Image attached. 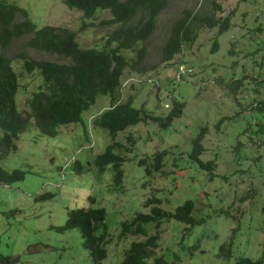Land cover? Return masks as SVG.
I'll return each instance as SVG.
<instances>
[{
    "label": "rangeland",
    "instance_id": "obj_1",
    "mask_svg": "<svg viewBox=\"0 0 264 264\" xmlns=\"http://www.w3.org/2000/svg\"><path fill=\"white\" fill-rule=\"evenodd\" d=\"M6 1L24 8L35 26L75 30L81 46L100 45L112 27L101 21L109 16L107 9L84 18L88 24L82 27L80 10L62 0ZM212 1L219 4L213 10L216 17L228 14L226 28L217 32L216 26L194 22L193 41L162 60L160 45L182 9L210 13ZM21 18L16 12L14 20ZM28 35L12 37L0 47L17 73L14 101L22 110L41 81L36 70L22 69L14 54L24 51L37 59L66 60L26 45ZM140 43L146 53L140 62L123 68L118 100L129 97L134 107L161 116L178 100L180 114L166 126L145 116L116 131L114 139L122 145L113 151L123 156L118 183L110 166L98 171L92 162L110 140L106 129L92 124L110 103L107 95H96L80 121L60 125L53 135L40 132L30 118L14 140L15 149L0 157L1 167L24 170L21 179L0 184V264H89L77 228H58L68 209L87 205L104 209L106 254L101 263L116 264L131 240L145 237L119 235L120 221L147 212L152 203H144L151 196L166 210L190 199L192 223L161 219L157 245L145 264L158 255L160 264H231L239 256L257 258L262 251L264 264V0H167ZM121 52L134 57L130 49ZM178 66L182 73L176 79ZM239 77L240 83L233 81ZM201 126L197 157L210 160V167L189 154ZM158 150L163 151L162 164L154 169L152 155ZM141 157L144 164L137 162ZM75 159L84 170L71 168ZM45 192L50 195L40 196ZM145 226L147 232L155 230Z\"/></svg>",
    "mask_w": 264,
    "mask_h": 264
},
{
    "label": "trees",
    "instance_id": "obj_2",
    "mask_svg": "<svg viewBox=\"0 0 264 264\" xmlns=\"http://www.w3.org/2000/svg\"><path fill=\"white\" fill-rule=\"evenodd\" d=\"M62 1L68 7L80 10L83 18L80 22L82 27L88 24L84 18H93L100 9L108 10L109 16L101 21L111 24L112 27L100 45L81 46L76 39L75 30L64 26L52 24L35 26L27 17L24 8L12 1L0 0V47L3 48L12 37L29 34L25 40L26 45L66 58L64 61L37 59L28 56L24 51L14 54L21 60L20 67L27 72L36 70L41 81L30 91L25 100L26 109L22 110L17 109L14 101L18 85L17 73L11 65L10 57L0 51V157L15 149L14 140L30 118L40 132L53 135L60 125L80 121L82 110L94 101L96 95L103 94L108 96L110 103L92 119V124L106 129L110 140L102 151L94 154L92 162L98 171L107 165L110 166L113 172L112 179L118 183L122 175L123 156L113 151L114 146L122 145L114 139L116 131L145 116L157 121L160 126H166L171 118L179 115L181 111L182 101L172 100L170 109L164 115H155L131 105L129 97L118 100L117 95L123 68L143 59L146 52L140 42L151 33L155 16L166 6L167 0ZM211 8L210 13L182 9L181 15L173 20L167 36L160 45L162 60L171 59L181 50L183 43L193 41L196 28L194 22L208 28L216 26L217 32L226 28L228 14L221 18L213 14V10L219 8L218 2L212 1ZM16 12L23 18L14 20ZM215 45L216 42L213 40L211 49H214ZM121 49L134 51V57L125 56ZM240 79L235 78L233 81L240 83ZM203 131L204 126H201L193 138L189 154L201 166L210 167L212 163L210 160L202 161L197 157L202 149L200 138ZM83 132L86 136L84 128ZM128 137L131 138V135L128 134ZM162 153V150H158L152 155L151 164L154 169L161 167ZM137 162L144 164L145 158L141 157ZM71 168L77 172L84 170L76 159L71 162ZM144 169L149 172L147 165ZM23 174L24 170L21 168L5 169L0 166V184L19 180ZM49 195L50 193L45 192L40 196ZM89 199L92 200L93 196L89 195ZM158 201L155 196L147 198L144 204L152 203L147 212L138 211L130 218L120 221L119 235L143 233L145 237L131 240L116 264H145V258L157 245L158 224L161 219L173 217L179 221L192 223L190 199L183 200L173 210L161 208L157 204ZM103 218L102 206H79L68 209L63 223L58 226L60 229L77 228L82 245L88 249L89 264H102L101 260L106 254ZM146 224H151L155 230L147 232ZM262 243L264 244V227ZM161 262L162 258L158 255L152 258L150 264ZM231 264H263V251L257 258L239 256Z\"/></svg>",
    "mask_w": 264,
    "mask_h": 264
},
{
    "label": "built area",
    "instance_id": "obj_3",
    "mask_svg": "<svg viewBox=\"0 0 264 264\" xmlns=\"http://www.w3.org/2000/svg\"><path fill=\"white\" fill-rule=\"evenodd\" d=\"M181 73H182V69H181L180 66H178L177 69H176V73H175V77H176V79L179 78L178 76H179Z\"/></svg>",
    "mask_w": 264,
    "mask_h": 264
}]
</instances>
